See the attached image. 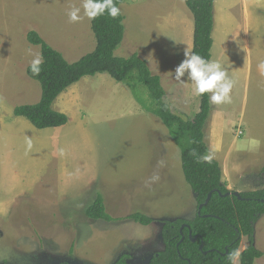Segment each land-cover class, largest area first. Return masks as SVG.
Masks as SVG:
<instances>
[{"label":"rangeland","instance_id":"374dc122","mask_svg":"<svg viewBox=\"0 0 264 264\" xmlns=\"http://www.w3.org/2000/svg\"><path fill=\"white\" fill-rule=\"evenodd\" d=\"M80 4L0 0V264H115L122 255L126 264H146L163 250L162 223L189 221L196 212L179 150L145 109L152 106L145 87L135 88L142 108L125 84L97 74L54 101L53 110L68 118L64 126L36 130L13 116L16 106L37 103L41 94L26 74L40 53L28 32L68 63L94 50L90 22H68V11ZM120 10L125 32L114 56L145 60L160 76L172 112L192 119L199 98L190 82L174 80L192 48L193 18L184 0H128ZM213 20L211 59L235 84L231 103H210L205 142L231 192L264 190V75L257 67L264 60V0H214ZM97 195L113 221L85 216ZM133 213L153 223L128 220ZM247 245L242 237L239 249ZM253 245L263 254L255 264H264V215L254 224Z\"/></svg>","mask_w":264,"mask_h":264},{"label":"trees","instance_id":"16d2710c","mask_svg":"<svg viewBox=\"0 0 264 264\" xmlns=\"http://www.w3.org/2000/svg\"><path fill=\"white\" fill-rule=\"evenodd\" d=\"M126 1L128 0H115V3L120 8ZM184 4L193 18L191 52L210 60L214 0H184ZM123 21L122 13L115 19L105 14L91 21L94 50L73 63H68L36 32H28V42L39 47L44 62L38 76L32 74L30 67L26 74L29 79L39 83L41 94L37 103L16 106L13 116L23 118L36 130L60 128L67 124L68 118L53 110L54 101L81 79L97 74H107L116 82L125 84L141 107L144 105L136 95L135 88L136 84L145 87L152 106L144 107L161 121L178 148L182 174L196 203L192 220L176 219L162 223L163 250L154 254L146 264H229L228 254L239 248L242 237L247 239L248 245L241 251L240 264H255L263 256L253 245V233L255 222L264 215V190L240 193L239 198L226 196L232 192L222 180L223 173L219 163L214 159L211 162H197L198 157L209 154L205 142V126L211 112L208 95L199 98V109L192 119L186 120L173 113L166 102V92L161 85L160 76L152 73L145 60L136 53L128 58L114 56L124 38ZM133 73L136 74V80L130 83ZM209 193V202L198 213L199 205L205 202ZM84 212L90 220L113 221L105 213L100 195L96 196ZM127 219L142 226L153 223L152 219L142 213H133ZM194 237L196 240L193 242ZM126 259L127 255H122L115 264H126Z\"/></svg>","mask_w":264,"mask_h":264},{"label":"clouds","instance_id":"9594fccd","mask_svg":"<svg viewBox=\"0 0 264 264\" xmlns=\"http://www.w3.org/2000/svg\"><path fill=\"white\" fill-rule=\"evenodd\" d=\"M107 14L115 19L121 15V10L115 0H81L79 7L73 6L67 13L69 23H78L83 19L89 22ZM43 55L37 53L30 62V71L38 76L43 64ZM258 70L264 75V60L258 65ZM187 77V81L182 77ZM174 80L180 84L190 82L191 92L197 98L208 95L209 102L213 105L231 103V91L235 81L231 78L224 65L216 59H205L199 54L184 51V59L174 70ZM196 156V153L193 152ZM213 155L198 157L197 162H211ZM153 180L158 177H153ZM241 250L236 248L228 254L229 264H240Z\"/></svg>","mask_w":264,"mask_h":264},{"label":"water","instance_id":"95a60500","mask_svg":"<svg viewBox=\"0 0 264 264\" xmlns=\"http://www.w3.org/2000/svg\"><path fill=\"white\" fill-rule=\"evenodd\" d=\"M229 195H233V196L239 198V193H236V192L227 193L226 196H229ZM210 198H211V193L208 194V196H207L205 202H204L203 204L199 205V207H198V213H199V211L201 210V208H202L203 206H205V205L209 202ZM190 237H191V233H190ZM195 240H196V237L192 238V241H193V242H194ZM200 250H202V245L200 246Z\"/></svg>","mask_w":264,"mask_h":264},{"label":"crops","instance_id":"0c3cea01","mask_svg":"<svg viewBox=\"0 0 264 264\" xmlns=\"http://www.w3.org/2000/svg\"><path fill=\"white\" fill-rule=\"evenodd\" d=\"M214 8V7H213ZM212 40H213V35H212ZM192 47V46H191ZM214 49V40H213V43H212V49L211 50H213ZM215 57H213L212 59H214ZM211 60V59H210ZM227 62V61H226ZM220 128H221V121L217 124V140L219 141V139H220Z\"/></svg>","mask_w":264,"mask_h":264}]
</instances>
